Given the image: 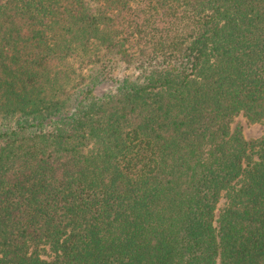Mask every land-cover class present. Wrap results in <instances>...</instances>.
Instances as JSON below:
<instances>
[{"label": "trees", "instance_id": "16d2710c", "mask_svg": "<svg viewBox=\"0 0 264 264\" xmlns=\"http://www.w3.org/2000/svg\"><path fill=\"white\" fill-rule=\"evenodd\" d=\"M238 116L264 0H0V264H264Z\"/></svg>", "mask_w": 264, "mask_h": 264}, {"label": "rangeland", "instance_id": "374dc122", "mask_svg": "<svg viewBox=\"0 0 264 264\" xmlns=\"http://www.w3.org/2000/svg\"><path fill=\"white\" fill-rule=\"evenodd\" d=\"M125 67V65L123 66ZM239 120L244 125V133L248 139H258L264 136V122H249L244 116H238ZM225 204V199L220 202V208Z\"/></svg>", "mask_w": 264, "mask_h": 264}]
</instances>
